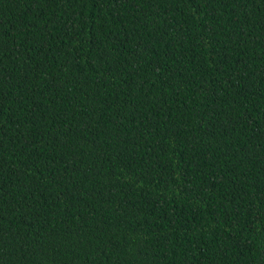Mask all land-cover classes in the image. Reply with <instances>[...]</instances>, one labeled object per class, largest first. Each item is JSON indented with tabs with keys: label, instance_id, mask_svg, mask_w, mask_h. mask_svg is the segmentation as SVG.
<instances>
[{
	"label": "trees",
	"instance_id": "obj_1",
	"mask_svg": "<svg viewBox=\"0 0 264 264\" xmlns=\"http://www.w3.org/2000/svg\"><path fill=\"white\" fill-rule=\"evenodd\" d=\"M0 264H264V0H0Z\"/></svg>",
	"mask_w": 264,
	"mask_h": 264
}]
</instances>
